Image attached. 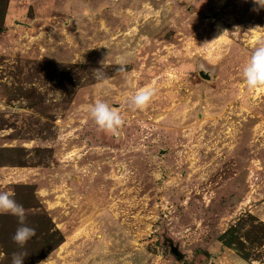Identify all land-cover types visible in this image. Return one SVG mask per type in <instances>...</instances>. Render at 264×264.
<instances>
[{
  "label": "rangeland",
  "instance_id": "rangeland-1",
  "mask_svg": "<svg viewBox=\"0 0 264 264\" xmlns=\"http://www.w3.org/2000/svg\"><path fill=\"white\" fill-rule=\"evenodd\" d=\"M254 7L0 0V191L35 229L21 249L0 214V264H264V85L242 78L264 45ZM97 99L118 137L87 115Z\"/></svg>",
  "mask_w": 264,
  "mask_h": 264
},
{
  "label": "clouds",
  "instance_id": "clouds-1",
  "mask_svg": "<svg viewBox=\"0 0 264 264\" xmlns=\"http://www.w3.org/2000/svg\"><path fill=\"white\" fill-rule=\"evenodd\" d=\"M256 6L253 11L264 8V0H253ZM244 84L249 90L264 85V45L256 47L242 69ZM106 83V81H105ZM155 94V89L144 88L137 90L128 97V103L134 109L146 107ZM89 118L95 123L98 129L118 137L124 123L119 112L114 110L103 99H97L85 109ZM0 214H10L18 220L19 226L12 236V240L23 249L27 241L35 235V229L25 224V209L13 198V194L7 191H0ZM26 252H14L11 264H23Z\"/></svg>",
  "mask_w": 264,
  "mask_h": 264
},
{
  "label": "water",
  "instance_id": "water-1",
  "mask_svg": "<svg viewBox=\"0 0 264 264\" xmlns=\"http://www.w3.org/2000/svg\"><path fill=\"white\" fill-rule=\"evenodd\" d=\"M200 74L205 78H208V79L210 78V74H208L207 72H204L201 70ZM172 253L179 259H181L183 257V254L180 252V250L177 246L172 247Z\"/></svg>",
  "mask_w": 264,
  "mask_h": 264
}]
</instances>
